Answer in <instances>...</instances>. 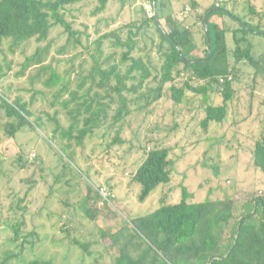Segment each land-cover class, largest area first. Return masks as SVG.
<instances>
[{
    "label": "rangeland",
    "instance_id": "374dc122",
    "mask_svg": "<svg viewBox=\"0 0 264 264\" xmlns=\"http://www.w3.org/2000/svg\"><path fill=\"white\" fill-rule=\"evenodd\" d=\"M162 1L168 5L164 12L171 11L179 18L189 12L191 0ZM197 1L207 6L212 0ZM219 2L236 14L246 15L249 22L264 24V16L259 15L264 12V0ZM96 5L97 0H82L66 8L65 19L77 31L79 44L67 46L65 52L60 53L66 47V33L59 26L52 27L47 43L29 40L11 49L9 40L3 42L0 64L5 76L0 90L25 102L32 112L29 120L40 118L47 128V132L41 128H22L8 137L2 127L5 118L0 113V262L3 264H27L38 257L65 264H95L97 258V264H111L118 251L108 245L101 231L107 234L127 218L152 211L160 198L177 202L183 186L188 192L186 199L198 202L223 198L240 202L252 193H264V172L251 165L253 141L264 126L262 63L257 73L248 64L240 66L233 80L235 98L228 103L226 118L221 123H211L206 132L199 126L203 113L198 97L188 93L191 103L174 106L163 96L147 108L132 111L109 131H105L107 125L95 130L84 139L82 150L74 148L77 158L82 153L80 164L75 163L74 167L66 163L62 167L53 150L63 156L65 150L55 142H50L52 148L47 143L48 133L55 124L53 116L60 126H67L61 104L51 105L52 94L34 78L37 66L19 72L26 56L37 46L48 45L43 64H50L63 77L73 79L80 68L89 67L90 56L96 53L92 42L98 36L150 16L152 11L144 3L143 15L142 0H127L123 6L119 0H108L103 11L93 14ZM249 5L259 13L246 14ZM193 20L191 14L188 21ZM196 27L192 38L198 44L196 54L201 57ZM157 41L158 34L152 26L140 41V54L147 56L151 68L156 70L161 63ZM225 42L228 47L233 45L230 32H226ZM246 43L250 44L254 58L263 57L264 39L260 35L248 32L243 45ZM107 46V41L101 45L104 55L111 50ZM213 100L218 101V96ZM155 141L170 147L171 180L156 186L144 202H138L140 185L132 183L130 172L140 162L143 149L148 151ZM85 169L94 184L84 177ZM97 187L109 193L110 198H97ZM84 202L96 211L93 219H88ZM80 243L89 244L87 251L80 248ZM158 264L164 263L160 259Z\"/></svg>",
    "mask_w": 264,
    "mask_h": 264
},
{
    "label": "trees",
    "instance_id": "16d2710c",
    "mask_svg": "<svg viewBox=\"0 0 264 264\" xmlns=\"http://www.w3.org/2000/svg\"><path fill=\"white\" fill-rule=\"evenodd\" d=\"M80 1L0 0V54L5 40H9L11 49L29 40L47 43L54 26L66 33V47L60 53L69 45L77 46L78 33L65 19V12ZM107 2L97 0L92 13L103 11ZM119 2L123 6L127 0ZM144 3L151 6V15L98 36L92 42L96 53L91 54L89 67L80 68L73 79L63 77L50 64H43L48 45L37 46L24 58L19 73L37 66L34 78L52 94L51 105L61 104L68 121L63 127L53 116L54 128L48 133L49 147L50 142H55L65 150V157L53 150L62 167L66 163L80 164L82 153L77 158L74 148L82 150L84 139L95 130L107 125V132L132 111L147 108L163 96L174 106L191 103L188 93L198 97L203 113L199 126L206 132L211 123L218 124L226 118L228 103L235 98L233 80L240 66L248 64L254 73L259 63L264 66V57L254 58L250 44L243 45L248 32L264 39L262 22H249L246 15L228 10L219 0H212L207 6L191 0L189 12L180 18L171 11L164 12L168 5L162 0H142L143 15ZM257 13L254 6H248L246 14ZM191 14L194 20L189 22ZM259 15L264 16V12ZM196 25L201 57L196 54L198 44L192 38ZM151 26L158 34L156 50L161 57L158 70L151 68L148 57L140 54V41ZM226 32H230L231 47L226 45ZM105 41L111 50L104 55L101 45ZM4 76L0 64V87ZM215 96L218 101L213 100ZM0 113L5 118L2 127L8 137L27 127L47 132L40 118L29 120L32 112L25 102L18 97L10 98L1 90ZM169 152L170 147L160 141H155L148 151L143 149L140 162L130 172L132 183L140 185L138 202H144L156 186L171 180L173 161ZM251 165L264 172V126L253 141ZM83 172L86 180L94 184L86 169ZM180 192L177 202L160 198L152 211L127 218L107 234L101 231L108 245L118 251L111 264H158L160 259L164 264H264V193H252L240 202L232 198L198 202L186 199L188 192L184 186ZM95 194L101 198L98 192ZM110 196L108 193L107 198ZM82 206L88 219H93L96 211L90 210L86 202ZM88 246L80 243L85 251ZM97 261L96 258L95 264ZM27 264L65 263L38 257Z\"/></svg>",
    "mask_w": 264,
    "mask_h": 264
},
{
    "label": "built area",
    "instance_id": "2783aa9c",
    "mask_svg": "<svg viewBox=\"0 0 264 264\" xmlns=\"http://www.w3.org/2000/svg\"><path fill=\"white\" fill-rule=\"evenodd\" d=\"M228 79H230V76H228ZM222 80V79H220ZM100 187V186H99ZM97 188L98 194L102 197L103 200H107L108 193L103 192V188Z\"/></svg>",
    "mask_w": 264,
    "mask_h": 264
},
{
    "label": "water",
    "instance_id": "95a60500",
    "mask_svg": "<svg viewBox=\"0 0 264 264\" xmlns=\"http://www.w3.org/2000/svg\"><path fill=\"white\" fill-rule=\"evenodd\" d=\"M204 25H206V21H204ZM207 49H208V55H209V45H208V41H207ZM207 55V57H208ZM263 57H264V53H263Z\"/></svg>",
    "mask_w": 264,
    "mask_h": 264
}]
</instances>
